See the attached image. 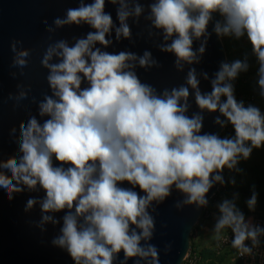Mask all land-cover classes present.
<instances>
[{"label":"clouds","instance_id":"obj_1","mask_svg":"<svg viewBox=\"0 0 264 264\" xmlns=\"http://www.w3.org/2000/svg\"><path fill=\"white\" fill-rule=\"evenodd\" d=\"M105 2L94 0L89 5L69 7L65 19H56L57 26L80 25L83 21L95 31L72 47L62 40L47 50L41 63L50 70L47 80L58 100L46 96L40 103V116L49 117L42 125L35 116L26 125L20 124L22 155L19 162L15 157L0 162V168L10 172H0V187L11 200L13 192L23 191L19 185L35 189L39 184L46 193L43 213L69 210L63 217L62 235L53 244L66 248L75 264H113L115 254L121 251L125 260L151 257V264H159L154 246H140L141 240L152 237L155 226L147 211L150 204L162 202L175 185L186 194L185 204L207 206L206 194L213 181L223 184V170L234 169L240 157L250 158L253 149L264 148V115L234 95L231 81L248 70L246 61L222 63L211 81L212 91L206 94L199 90L193 68L186 83L195 90L198 108L219 111L234 131V136L223 138L200 134L203 117L185 115L188 87L173 88L170 94L165 90L162 97L155 95L151 86L125 70L130 67L128 61L137 59L135 54H112L95 47L110 43L106 36L113 22L104 12ZM119 3L116 38H129L125 21L133 14L138 17L142 9L137 5L130 13L125 0ZM150 8L153 24L163 29L164 39L175 36L161 51L174 53L177 67L182 61L198 62L193 37L205 35L214 12L224 18L222 24L214 26L218 36L240 38L246 33L259 62L257 84L264 97V0H158ZM198 51L203 54L204 46ZM53 53L59 62L49 64ZM27 55V51L19 52L14 63L26 66L23 57ZM155 63L147 51L139 58L141 67ZM84 80L90 86L82 89ZM215 122L223 126L218 117ZM53 158L60 166L53 165ZM123 182L132 187L118 186ZM136 188L145 195L133 190ZM256 199L253 193L247 201L249 209ZM35 203L29 199L27 208ZM218 209L220 216L214 227L217 238L221 230L231 229L232 247L241 255L250 254L245 241L251 239L257 244L264 229L246 222L232 201L224 200ZM78 217L83 224L78 225ZM42 219L50 221L52 217L44 215Z\"/></svg>","mask_w":264,"mask_h":264},{"label":"water","instance_id":"obj_2","mask_svg":"<svg viewBox=\"0 0 264 264\" xmlns=\"http://www.w3.org/2000/svg\"><path fill=\"white\" fill-rule=\"evenodd\" d=\"M157 2L158 0H125L127 11L134 13L135 7L139 5L142 12L138 17L130 15L125 21L130 28V37L121 36L117 39L116 29L120 27L117 12L121 5L119 0L115 4L106 0L104 12L111 15L113 22L111 31L106 36L110 43L107 47L100 44L95 47L112 54L121 51L135 54L137 59L128 61L130 67L125 70L133 71L142 84L154 89L155 95L162 97L165 90L170 94L173 88L188 87L190 95L185 115L190 118L194 115L203 117L200 134L221 136L227 126L226 118L219 111L199 109L195 102V90L186 81L189 70L194 68L201 93L212 91L211 81L215 79V73L220 70L222 63H227L225 46L214 31L215 24L222 23V16L219 12L212 13L205 35L193 37L192 48L198 62L188 64L182 61L177 67L175 54L161 51L164 45L171 44L175 36L165 40L163 29L154 26L150 5ZM92 3L94 0H0V162L13 157L19 162L22 155L20 124L23 122L26 125L29 118L35 116L42 125L49 117L40 116V103L46 96L58 100L47 80L50 70L41 63L47 50L62 40L72 47L78 39L86 38L89 32L95 31L83 21L80 25L57 26L56 19H65L69 7L78 8L81 4ZM201 46L205 48L203 54L198 51ZM21 51L28 52L23 57L27 62L23 67L14 63ZM146 51L151 53V60L156 63L150 67H141L139 58ZM58 62L59 59L53 53L49 64ZM89 86L87 80L81 84L82 89ZM224 99L226 98L221 97L222 101ZM217 117L223 122V126L215 122ZM53 165L60 166L54 158ZM63 166L67 168L69 165ZM0 172L10 175L7 169L0 168ZM118 186L132 187L127 182ZM18 187H23V191L13 192L11 200L8 199L6 190L0 187V264H75L66 248L53 244V240L62 235L63 217L69 210L65 208L61 212L43 213L41 204L46 197L45 190L39 184L35 189H28L23 185ZM219 187L220 183L213 181V187L206 194L208 203ZM133 190L138 191L141 196L145 195L138 188ZM29 199L36 201L30 209L27 208ZM185 199L186 194L173 185L168 197L162 202L153 201L147 209L155 226L152 237L141 240L140 246H154L158 250L159 264H184L188 256L193 229L206 206L185 204ZM44 215L51 216L52 220L43 221ZM77 219L78 225L83 224L81 217ZM136 231L140 232V229ZM151 260V257L125 260L121 251L115 254L113 264H151Z\"/></svg>","mask_w":264,"mask_h":264},{"label":"rangeland","instance_id":"obj_3","mask_svg":"<svg viewBox=\"0 0 264 264\" xmlns=\"http://www.w3.org/2000/svg\"><path fill=\"white\" fill-rule=\"evenodd\" d=\"M223 22L224 18L222 17ZM220 38L226 49L227 63L241 60L246 61L249 65L246 72L239 73L237 79L231 81L234 85L236 99L238 101L242 100L246 107L248 105L258 107L262 115H264V97L261 96V89L257 84L259 62L253 53L247 34L245 33L240 38H236L234 35L220 36ZM227 126L221 134V138L234 136L231 124L227 122ZM221 175L224 182L223 184L220 183L218 191L204 208L202 216L193 229L190 251L188 253L190 256L188 259L186 258L184 264H210L214 259L204 257L209 253H213L216 260L222 256L224 251H220L219 240L230 229L221 230L217 238L214 227L220 216L218 205L224 200L227 199L234 202L236 207L244 214L245 221L254 216L264 218V207L258 200H256L254 207L249 209L247 201L250 198L240 193L241 190L252 192L258 179L264 177V148L253 149L250 158L246 160L240 157L234 169L225 168ZM194 257H196V260L190 261ZM234 262L235 258L230 256L223 263H219L217 260L215 264H234Z\"/></svg>","mask_w":264,"mask_h":264},{"label":"built area","instance_id":"obj_4","mask_svg":"<svg viewBox=\"0 0 264 264\" xmlns=\"http://www.w3.org/2000/svg\"><path fill=\"white\" fill-rule=\"evenodd\" d=\"M246 222L250 223L253 227H258L260 229H264V218L254 216L251 217ZM232 238L233 234L231 232V229L223 234V236L219 240V248L220 251H232L234 253L235 260L240 261L241 264H264V231H262L258 237V243L253 245V242L251 239H248L245 241V244L251 248V253L243 254L241 255L240 251L236 248L232 247ZM190 256V254L187 256ZM196 260V257L191 259L190 261Z\"/></svg>","mask_w":264,"mask_h":264},{"label":"trees","instance_id":"obj_5","mask_svg":"<svg viewBox=\"0 0 264 264\" xmlns=\"http://www.w3.org/2000/svg\"><path fill=\"white\" fill-rule=\"evenodd\" d=\"M228 127V126H227ZM262 189V191H260ZM240 193L245 196L251 198L253 193L256 194V200L264 207V177L262 179H258L255 189L252 192L246 191V190H241ZM192 249V246H191ZM196 253V252H195ZM233 257L234 258V253L232 251H225L223 252L222 256L218 258L219 263H223L226 261L227 257ZM205 258L208 259H214L210 262V264H215V261H217L214 257L215 255L213 253H209L204 256ZM218 263V264H219ZM234 264H241L240 261L235 260Z\"/></svg>","mask_w":264,"mask_h":264}]
</instances>
